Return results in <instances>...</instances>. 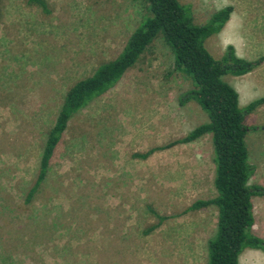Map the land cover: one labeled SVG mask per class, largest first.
<instances>
[{
    "label": "rangeland",
    "instance_id": "1",
    "mask_svg": "<svg viewBox=\"0 0 264 264\" xmlns=\"http://www.w3.org/2000/svg\"><path fill=\"white\" fill-rule=\"evenodd\" d=\"M42 1L0 0V264H206L218 210L191 207L216 197L212 136L173 144L209 119L180 103L192 85L162 37L69 121L37 185L67 92L121 54L144 14L136 0ZM180 1L198 25L233 7L226 39L240 58H264V0ZM227 44L206 47L221 59ZM225 81L242 107L260 101L246 122L264 127V63ZM247 145L250 184L264 188V129ZM252 202L264 240V196ZM240 264H264V250L247 248Z\"/></svg>",
    "mask_w": 264,
    "mask_h": 264
},
{
    "label": "trees",
    "instance_id": "2",
    "mask_svg": "<svg viewBox=\"0 0 264 264\" xmlns=\"http://www.w3.org/2000/svg\"><path fill=\"white\" fill-rule=\"evenodd\" d=\"M31 1L45 7L42 0ZM136 1L142 4L144 14L121 54L101 64L92 76L67 92L46 140L37 185L44 181L69 121L111 90L152 43L162 37L173 53L175 70L184 74L192 85L180 103L196 101L209 119L173 144H190L207 134L212 136L216 197L197 201L191 207L199 210L214 206L218 210L217 231L208 241L206 264H240L247 248L264 250V240L254 233L252 202L254 197L264 196V188L250 184L256 169L250 163L247 145L249 133L264 127L248 126L246 122L260 101L242 107L238 92L225 81V76L247 75L259 68L264 58L249 61L240 58L233 46H228L224 56L216 59L207 49V40L221 33L230 21L234 11L231 6L215 12L206 24L198 25L191 7L180 0ZM151 154L152 151L138 157L147 159Z\"/></svg>",
    "mask_w": 264,
    "mask_h": 264
},
{
    "label": "crops",
    "instance_id": "3",
    "mask_svg": "<svg viewBox=\"0 0 264 264\" xmlns=\"http://www.w3.org/2000/svg\"><path fill=\"white\" fill-rule=\"evenodd\" d=\"M230 23H231V19H230V21L227 23V25L225 26V28L221 31V33H219V34H217V35H214V36H217V37H221V38H223V40L224 41H226L228 44L227 45H229V46H233L234 48H235V50H236V46H235V44H233V42H231V41H229V40H227L226 38H228L229 37V35H228V32H230ZM250 74V73H249ZM248 75V74H247ZM245 76V75H244ZM237 92H238V90H236ZM238 94H239V92H238ZM239 98H240V96H239Z\"/></svg>",
    "mask_w": 264,
    "mask_h": 264
}]
</instances>
